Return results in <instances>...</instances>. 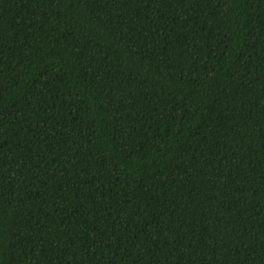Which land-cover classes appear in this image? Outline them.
Returning a JSON list of instances; mask_svg holds the SVG:
<instances>
[{
	"label": "trees",
	"instance_id": "1",
	"mask_svg": "<svg viewBox=\"0 0 264 264\" xmlns=\"http://www.w3.org/2000/svg\"><path fill=\"white\" fill-rule=\"evenodd\" d=\"M0 264H264V0H0Z\"/></svg>",
	"mask_w": 264,
	"mask_h": 264
}]
</instances>
